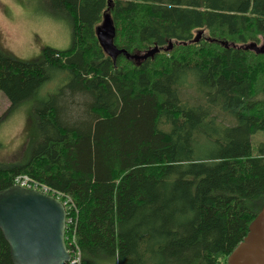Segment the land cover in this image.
<instances>
[{"label":"trees","instance_id":"obj_1","mask_svg":"<svg viewBox=\"0 0 264 264\" xmlns=\"http://www.w3.org/2000/svg\"><path fill=\"white\" fill-rule=\"evenodd\" d=\"M47 2L69 20L70 47L36 60L1 50L0 92L10 111L49 72L71 80L62 110L52 97L34 105L35 138L23 161L0 163V190L25 173L69 195L79 264H225L264 205V150L250 143L264 136V52L242 48L264 39V0ZM107 9L118 48L160 51L113 61L94 32ZM76 95L85 109L72 115ZM0 264H12L1 232Z\"/></svg>","mask_w":264,"mask_h":264},{"label":"water","instance_id":"obj_2","mask_svg":"<svg viewBox=\"0 0 264 264\" xmlns=\"http://www.w3.org/2000/svg\"><path fill=\"white\" fill-rule=\"evenodd\" d=\"M111 5V0H107ZM108 9L94 32L103 52L113 61L119 54L127 59H145L159 52L154 46L145 52H127L114 44L115 26ZM198 39L200 32L195 35ZM193 41V40H192ZM225 47L227 41H220ZM172 43L162 48L171 49ZM237 47V46H234ZM243 49L264 52V42H249ZM248 226L247 233L228 255L225 264H264V205ZM66 211L57 198L38 190L11 185L0 190V232L9 247L12 264H67L65 243Z\"/></svg>","mask_w":264,"mask_h":264},{"label":"rangeland","instance_id":"obj_3","mask_svg":"<svg viewBox=\"0 0 264 264\" xmlns=\"http://www.w3.org/2000/svg\"><path fill=\"white\" fill-rule=\"evenodd\" d=\"M207 36L204 32L201 37L208 40ZM201 37L197 39L194 36L193 41ZM263 42L264 39L261 38L257 44L261 45ZM71 43L72 33L69 20L67 17L52 13L47 0H0V51L23 60H36L40 57L44 47L65 50L70 47ZM68 80L70 82L71 76L68 78L64 71L49 72V77L39 87L36 95L25 99L10 111H7L8 99L0 92V163H19L26 158V153L36 135L34 105L40 104V101L47 102L52 97V99H57L62 110L64 102L58 95ZM187 93L193 94L194 92L189 89ZM78 101H81V110L68 105L66 112L70 111L72 115L83 112L85 98L76 95L69 103L77 106ZM191 103L192 100L187 102L188 105ZM211 112L222 111L216 106ZM221 115L225 118L222 113ZM224 123H228L227 117ZM250 143L251 154L257 155L260 148L264 150L263 132L261 130L254 132L250 136ZM199 146L201 155L211 153L210 146L203 142H200Z\"/></svg>","mask_w":264,"mask_h":264},{"label":"built area","instance_id":"obj_4","mask_svg":"<svg viewBox=\"0 0 264 264\" xmlns=\"http://www.w3.org/2000/svg\"><path fill=\"white\" fill-rule=\"evenodd\" d=\"M13 182L16 184V185H19L22 186V187H26V188H33V189H37L39 191H42L44 193H47V194H50L56 198H58V200H60L65 209H66V214H67V218H66V230H67V227L70 228V226H72V218H71V214L73 213H77V209L75 207V204L72 200V198L67 195V194H64L60 191H57V190H53L51 188H49L46 184L44 183H41L39 182L37 179H34L32 177H30V175H27V174H20V175H17L14 177V180ZM74 236V233L72 234L71 232V237L73 238ZM74 245V247L76 248L74 251L69 250V252L71 253V260L69 263H73V264H79V251L77 250V245L76 243H74V239H71L69 242H68V245ZM74 252V253H73Z\"/></svg>","mask_w":264,"mask_h":264}]
</instances>
